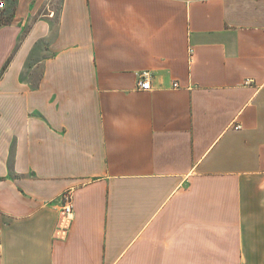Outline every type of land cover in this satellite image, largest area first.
Wrapping results in <instances>:
<instances>
[{
	"label": "crops",
	"instance_id": "1",
	"mask_svg": "<svg viewBox=\"0 0 264 264\" xmlns=\"http://www.w3.org/2000/svg\"><path fill=\"white\" fill-rule=\"evenodd\" d=\"M0 3V264H264V0Z\"/></svg>",
	"mask_w": 264,
	"mask_h": 264
},
{
	"label": "built area",
	"instance_id": "2",
	"mask_svg": "<svg viewBox=\"0 0 264 264\" xmlns=\"http://www.w3.org/2000/svg\"><path fill=\"white\" fill-rule=\"evenodd\" d=\"M3 8V4L0 3V9ZM150 76L148 72H143L138 76V87L140 90L143 91H149L151 90V86H150ZM178 86V84H173V88H176ZM238 128V127H237ZM65 205L63 207V212H65L66 216L69 217L72 215V206L70 204V197L67 196L65 199Z\"/></svg>",
	"mask_w": 264,
	"mask_h": 264
}]
</instances>
